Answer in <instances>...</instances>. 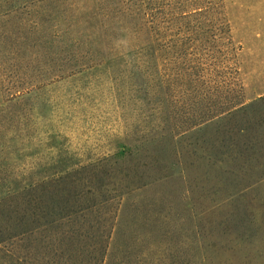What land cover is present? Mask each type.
Wrapping results in <instances>:
<instances>
[{
    "label": "rangeland",
    "instance_id": "obj_1",
    "mask_svg": "<svg viewBox=\"0 0 264 264\" xmlns=\"http://www.w3.org/2000/svg\"><path fill=\"white\" fill-rule=\"evenodd\" d=\"M227 89L244 111L183 132ZM74 170L60 187L112 198L76 224L99 247L116 211L106 264H264V0H0V200Z\"/></svg>",
    "mask_w": 264,
    "mask_h": 264
},
{
    "label": "trees",
    "instance_id": "obj_2",
    "mask_svg": "<svg viewBox=\"0 0 264 264\" xmlns=\"http://www.w3.org/2000/svg\"><path fill=\"white\" fill-rule=\"evenodd\" d=\"M209 62H213L212 58H207L206 62H200L199 58H186L185 63L188 66L186 69L190 71H187L186 74L183 73V76L186 75L185 77H188L191 83L196 82V80L200 81L202 76L205 77L208 92L210 95H213L217 91V89L213 87L214 82L212 80L215 74L210 70L206 72L205 68H201L202 64H209ZM228 91L227 89V94L224 96L221 95L223 96L221 101L203 105L202 112L198 116L196 110L200 107L197 105L195 107L196 109L193 111L194 119L186 121L187 125H185L183 132L202 127L215 119L234 117L237 113L244 111L246 108V100L243 94L240 92L233 95V93H228ZM85 169L86 168H84V170ZM77 171L80 170L77 169ZM75 173L76 170L64 176L45 179V181L41 183L35 185L31 184L18 189V191L22 190L23 194H29L32 191L35 193L39 192V194H37L39 195L38 198L34 195L25 201L27 205L18 207L20 202H17L15 207H11L5 200H0V261L2 264H14V262H17V264H33L31 259L36 260L38 252H45V256L50 254L49 250L36 251V248L33 247L36 241H38V237L35 236V231L40 227L42 228V226L45 228L48 224H53L54 230L60 232L59 239L62 242L61 245H59L60 248L54 249L53 253V257H59L58 261H52L50 264H58L59 261L63 264H106L109 240L111 238L112 229L115 226L114 215L116 211L112 217L114 218L113 221L109 223L110 228L107 235H101L102 243H100L99 247L93 245L91 248H79L82 242H84V245L87 244V240L91 239L88 238L91 233L87 230L83 231L82 229L81 231L80 229H76V224L82 227V225L78 223L81 219H83V223H85L86 218L89 213L93 211L94 206L98 205V203L100 204V202L101 205H107L112 198L106 196L101 201L95 200L92 203H87L86 199L80 200L82 195L80 196L78 192L73 194L70 188L60 187V181L69 177H74ZM103 186L105 187V184ZM29 195L32 196V194ZM35 206L40 210V215H37L36 218V211L33 209ZM53 213L54 215L52 218L48 219L47 217L51 216ZM39 216H41L40 218H43L44 221H38L37 225L31 229V222H34L33 218L37 220ZM30 217L32 218L31 220ZM28 222L30 223L28 224ZM26 224L28 225L23 227ZM64 241H68L70 246L64 247ZM19 243H21L20 246ZM97 253L100 255V259L93 261L94 255ZM80 255L85 260H83Z\"/></svg>",
    "mask_w": 264,
    "mask_h": 264
}]
</instances>
